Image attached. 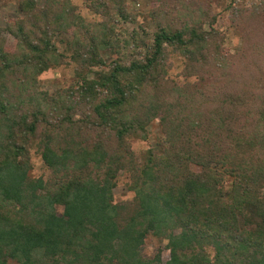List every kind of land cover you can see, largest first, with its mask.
Instances as JSON below:
<instances>
[{"label": "trees", "instance_id": "trees-1", "mask_svg": "<svg viewBox=\"0 0 264 264\" xmlns=\"http://www.w3.org/2000/svg\"><path fill=\"white\" fill-rule=\"evenodd\" d=\"M71 1L20 0L0 27V264H264V34L229 54L215 16L157 0L153 43L105 69L110 9L137 17L127 0H85L109 16L88 29ZM237 12L238 37L264 31L260 4ZM69 59L77 86L43 90ZM155 121L162 139L136 155ZM34 148L47 178L31 176ZM122 173L134 198L118 204ZM149 238L170 261L142 254Z\"/></svg>", "mask_w": 264, "mask_h": 264}, {"label": "rangeland", "instance_id": "rangeland-1", "mask_svg": "<svg viewBox=\"0 0 264 264\" xmlns=\"http://www.w3.org/2000/svg\"><path fill=\"white\" fill-rule=\"evenodd\" d=\"M19 1L20 0H0V27H5L9 21L15 20L20 17L19 14ZM157 0H127V11L132 15L136 16V22L124 21L118 16V7L114 6L111 11V18L113 20V27L115 30V40H118L119 47L116 49L109 50L103 54L106 59V66L108 69L109 65L118 59L123 63L127 64L129 61L134 60L140 54H143L146 50L145 46H149L153 43L154 33L159 27L166 25V16L163 11L152 12L154 8L153 3ZM161 0L160 2H165ZM176 1V7H182L180 1L185 2L186 7L192 10L201 9L205 14L209 13L216 17V28L220 30L226 37L225 47L229 54H237L242 49L251 47L254 44L256 37H262L264 31L257 32L255 36L252 34L246 40L238 37L235 32V25L240 26V18L237 16L238 8L252 6H259L264 9V4H261L262 0H174ZM172 1L171 3H174ZM38 6L43 7L45 0H37ZM72 5L75 6L76 12L83 17L87 23V28L94 23H100L106 20L105 16L95 14L91 9L88 8L85 0H72ZM153 13V14H151ZM151 14L152 17H147ZM258 25L264 26L263 19L257 21ZM208 27V25H207ZM208 29V28H207ZM241 35H244V30L241 27ZM247 33V32H246ZM135 39H134V36ZM248 35V33H247ZM133 36V37H132ZM254 36V37H253ZM253 37V38H252ZM65 45L60 49L61 51L66 50ZM70 58L71 52H66ZM169 76L173 80L183 81L181 73L184 68L183 59L178 56L171 55L169 60ZM104 67H99L95 70H101ZM76 66L69 59L66 64L49 70L40 78V85L43 90L49 92H56L61 89H67L69 87L77 86V78L75 75ZM149 130L148 140L132 139V149L136 155L141 156L147 150L154 147L158 140L162 139V133L158 121L153 122ZM32 164L33 170L31 176L33 178H47L49 171L45 167L42 158L36 153V149L32 150ZM194 171L200 169L196 166H192ZM130 178L126 173H122L117 181V186L114 190L115 202L120 204L126 201H131L134 198L133 192L129 191ZM61 212V211H60ZM166 243H161L155 239L149 238L142 248V254L149 259H152L159 249H162V261H170V252L163 247Z\"/></svg>", "mask_w": 264, "mask_h": 264}]
</instances>
